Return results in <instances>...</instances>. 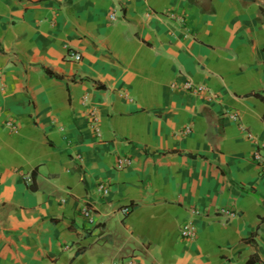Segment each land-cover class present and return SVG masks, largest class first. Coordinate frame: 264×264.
Returning <instances> with one entry per match:
<instances>
[{
    "label": "crops",
    "instance_id": "obj_1",
    "mask_svg": "<svg viewBox=\"0 0 264 264\" xmlns=\"http://www.w3.org/2000/svg\"><path fill=\"white\" fill-rule=\"evenodd\" d=\"M0 72V264H264V0H0Z\"/></svg>",
    "mask_w": 264,
    "mask_h": 264
},
{
    "label": "built area",
    "instance_id": "obj_2",
    "mask_svg": "<svg viewBox=\"0 0 264 264\" xmlns=\"http://www.w3.org/2000/svg\"><path fill=\"white\" fill-rule=\"evenodd\" d=\"M110 18H111V20H115V13L111 14ZM66 58L68 60H71L74 62H80L82 59V55L78 51L68 50ZM0 79H1V72H0ZM172 88L182 89L188 93L196 94V95L204 94L208 101H218V99H219V95L217 93L211 91L210 89H208L204 86L196 85L188 79L183 80L180 84L173 83ZM84 100L86 102L87 97H85ZM225 116L227 118H229L230 120H232L236 123H239V127H240L242 133L245 134V136L248 140L254 142L255 148H254L253 153L251 155V159L254 161V163L258 167L260 173H264V144L259 143L257 141V138L255 137V135H253L251 132H249L248 129H246L243 124H240L241 117H240L238 112L228 111L225 113ZM89 118H90V124H91L92 128L95 130L96 135L99 136L100 135L99 128L97 127V123H98L97 111L94 109L90 110ZM3 125L8 127V128H11L13 130L17 129L16 125L13 123V121H5L3 123ZM190 132H191V128L186 127L182 133L184 135H187ZM131 164H132V159L129 156H121V157H118V159L116 161V169L117 170H123V169L129 167ZM29 180H30V178L27 179V181H29ZM97 190L99 192H101L102 195H108V193L110 191V185L107 182L100 181L97 185ZM120 210L124 215H127L130 212L131 208L130 207H123ZM194 212H195V214H199L198 210H195ZM215 215L219 216V217H224L227 220L235 217L234 211L230 210L228 208H225V207L219 208L215 212ZM81 216L89 224H91V225L94 224V211H93V207L90 206V204H85L82 206ZM180 234H181V237L184 239L195 240L197 238V229H196L194 223H192V222L185 223L181 227ZM125 264H138V263L135 262L134 258H131V259H128L125 262Z\"/></svg>",
    "mask_w": 264,
    "mask_h": 264
},
{
    "label": "trees",
    "instance_id": "obj_3",
    "mask_svg": "<svg viewBox=\"0 0 264 264\" xmlns=\"http://www.w3.org/2000/svg\"><path fill=\"white\" fill-rule=\"evenodd\" d=\"M45 71L48 73V74H50V75H52L53 73L50 71V70H48V69H45ZM264 99V98H263Z\"/></svg>",
    "mask_w": 264,
    "mask_h": 264
}]
</instances>
